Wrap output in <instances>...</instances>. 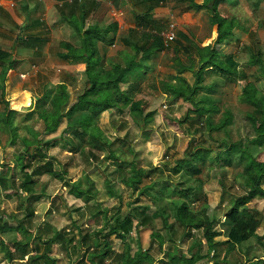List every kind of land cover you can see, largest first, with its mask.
<instances>
[{
	"label": "trees",
	"instance_id": "1",
	"mask_svg": "<svg viewBox=\"0 0 264 264\" xmlns=\"http://www.w3.org/2000/svg\"><path fill=\"white\" fill-rule=\"evenodd\" d=\"M143 1L149 3L148 10L136 13L137 17L142 20L141 25L143 28L139 30V39L143 44L130 40L128 45L132 52L121 53L122 60L106 62V56L104 52H100L98 46V41H101L106 34L98 26L86 25V13L81 12L78 21L79 26L76 27L71 23L78 41L76 44L69 42L65 44L67 50L60 57L68 58L73 63L85 64L83 89L75 100L69 104L70 93L66 82L58 81L50 86V89H48V85L44 86L42 94L35 100L33 110L36 117L43 123L41 132H35L32 136H19L17 127L12 126L10 120L16 111L9 108L5 109L4 117L7 120L5 123L12 135V144L16 142L18 137L21 142L20 147L17 148L16 160L23 175L18 188L21 193H25V200L31 199L33 201L42 197L41 194L35 192V185L41 175L48 174L54 178L64 180L66 170L61 165L59 168H55L53 163L55 157L47 156L48 146H55L58 139L46 140L42 137L46 133L54 132L63 118L67 119V125L59 140H62L61 143L64 142L63 145L69 147L70 152H82L86 149V155L93 161H97L99 157L103 158L104 156L105 159L113 160L117 167L126 170L124 173L126 176L122 178V181L127 184L135 182L138 185L143 176L149 177L148 170L143 167H136L134 162L123 158L125 153L133 154L131 144L126 142L125 138H122L121 145L113 146L112 142L106 140L104 132L98 125L100 114L109 110L112 115L124 116L128 114L139 129H149L151 126L155 112L146 109L152 92L142 83L144 75L142 62L153 53L167 49L172 42L168 46L164 45L163 38L160 35L162 27L159 26L158 21L152 19L150 12H148L163 0ZM212 9L214 10L212 22L218 24L220 34L218 43L221 44L227 35L224 26L226 18L219 15L214 7ZM110 40L112 41V39ZM193 49L196 50L195 55L199 57V60L195 62L191 58L188 65H184L178 60L174 61V69L179 75L176 77V82L168 86L172 90L168 93H172L171 95L174 98L179 97L190 105L184 119L180 120L181 122L189 120L190 122L200 123V126L206 128L210 133L226 130L228 126L233 124L232 111L224 109L221 112V117L216 120L214 116L219 111L218 106L213 104L210 98L200 99L196 95L201 90L207 91V93L215 92L219 85L222 86L228 81L239 79L244 74H241L239 63L233 53L220 52L218 46L210 49L208 46L199 47L195 45ZM193 49L186 47L187 53L192 52ZM177 51L179 50L176 49L174 52ZM138 55H141L139 61H137ZM190 57L193 56L190 55ZM249 63L258 65L264 76V51L258 49L253 52L249 58ZM137 66L140 68L138 69ZM183 71L192 73L193 81L190 82L183 74L181 75ZM74 80L75 77L73 76L72 81ZM165 84L168 85L169 83L165 82ZM241 99L253 106V110L250 114H247V118L251 121L255 135L244 141L241 138L232 140L231 137H228L229 140H220V150L217 153L216 160L220 167L233 168L237 171L235 174L245 178L248 184L246 195L251 200V196L255 194L264 197V159L259 160L258 154L255 155L257 148L264 149V100L256 95L254 88L248 83L241 88ZM190 113H193V116H190ZM23 128L27 130L26 127ZM193 132L194 128H187V133L191 137H193ZM191 141H193V138H190L189 144ZM211 145L212 143L209 147H204L199 143L192 145L189 151L190 159L182 158V160H179L182 163L177 162L173 170L180 172L181 167H184L186 169L185 174L189 177L199 175L202 165L210 153ZM193 160H197L199 164H193ZM0 167L1 192L2 189H6L10 185L14 187L15 184L12 175H10L11 167L4 165H0ZM154 168V171H156L157 168ZM85 180L89 181V178L85 176ZM154 182L157 184L159 193L157 199H154L155 208L153 210L148 211V206L136 205L124 214L117 211L111 220H106L101 230L84 234L80 232L77 240H75L74 235L69 234L70 236H68L67 233L59 230L46 236L38 233L33 237L21 222L15 227L8 225L4 219L3 210H0V233L8 225L7 227L11 230L21 229L24 237L23 239L11 238L12 249L0 238V249L4 251V257L9 262L28 257L29 262L25 264H56V259L44 249L42 250L41 245L50 246L53 243H60L70 257L77 250L80 252L83 249L90 264H105L111 252V241L109 240L111 234H114L117 238L125 239L126 235L133 229L148 225L153 226L154 221L160 218L167 239L172 245V249L165 252L166 260L162 264H194L200 259L207 258L220 244L215 240V237L220 234L217 228L219 225L224 227V231L236 243L248 241L251 236H257L255 227L260 224V219H264V213L254 211V215L258 218L253 222V218L247 217L249 213L247 208L242 210L240 208L237 212L229 213L221 222L215 216H210L207 213L205 205L198 210H194L189 206L186 199L190 197L191 192L200 188L186 185L182 181L174 182L170 177H159ZM64 183L68 186L69 193L77 198L85 201L95 198V191H92L91 182V186L86 187H79L80 183L74 184L69 180H64ZM105 184L107 193L110 196H116L109 179L105 180ZM175 185L177 189L174 191ZM168 193H175L176 198H168ZM19 205L24 206V202ZM169 206H172L174 210L173 217L168 211L167 207ZM24 210L27 212L26 216L33 213L31 205L26 206ZM97 212L99 213L100 210ZM10 215L13 216V213ZM171 217L172 220L170 221ZM134 221L136 222L133 223ZM105 229L108 230L105 231ZM194 231H199L200 237L194 234ZM151 238L158 239L160 245L163 241L162 234L154 226L152 227ZM187 238H192V246L186 252H183L178 247L177 242ZM258 238L260 239V237ZM88 242H91L92 247ZM203 243L206 244L205 252L202 251ZM70 248L72 252L69 251ZM84 254L80 255L81 259H83ZM153 260L149 248H138L133 253L130 250L121 252L119 258L113 260L110 264L153 263ZM213 263L217 264L216 261Z\"/></svg>",
	"mask_w": 264,
	"mask_h": 264
},
{
	"label": "rangeland",
	"instance_id": "2",
	"mask_svg": "<svg viewBox=\"0 0 264 264\" xmlns=\"http://www.w3.org/2000/svg\"><path fill=\"white\" fill-rule=\"evenodd\" d=\"M210 1L206 3L208 9L212 10V7L216 9L219 1L217 0L212 6L209 5ZM231 1L226 0V3ZM247 1L243 0L242 2L238 21L233 16L226 19L224 26L227 33V43L220 49L223 53H233L235 55L239 63V70L241 74H244L243 77L241 75L239 79L228 81L222 86L219 85L215 92L207 93V91L201 90L196 95L200 99L210 98L213 104L218 106L219 111L214 116L216 120L221 117V112L224 109L232 111L233 124L231 126H228L226 130L210 133L206 128L201 127L200 123L190 122L189 120L181 122L180 120L184 119L190 105L179 97L174 99V96L171 95L172 93L168 92L167 94L173 97L174 101L172 103L167 96L160 97L161 95L152 92L146 108L155 112L149 129H139L128 114L115 118L114 115H108L106 112L102 113L99 116L98 125L104 132L106 140L112 142L113 146H117L121 145V139L125 138L126 142L131 144L133 154L125 153L123 158L134 162L136 167H143L148 170L149 177L143 176L138 185L135 182L127 184L122 181V178L126 176L124 174L126 170L117 167L113 160L105 159V156L93 161L86 155V149L82 152L72 153L69 151L68 146L60 142L62 140L57 141L55 146H48L47 156L55 157L54 167L59 168L61 165L66 170L64 180H69L74 184L80 183L79 187H86L91 182L92 186H90L92 191H95V198L88 201L69 193V188L65 185L64 180L62 181L48 174L41 175L35 185L36 194H41L42 197L33 201L31 199V201L25 200V193H21L18 188L23 176L16 160L17 148L21 144L20 138L18 137L14 144H12V140L8 143L10 135L5 133L6 135L0 138L2 147L0 151L3 153V157L0 155V165L11 167L10 175H12L15 184L14 187L10 185L0 192V210H3L7 224L9 225L11 220H15L11 224L15 227L21 222L33 237L38 233L46 236L59 230L67 233L68 236L74 235L75 240H77L80 232L84 234L101 230L106 220H111L117 211L124 214L132 206L136 205L148 206V211L153 210L155 208L154 199H157L159 193L157 184L154 181L159 177H170L174 182L182 181L186 185L200 188L191 192L190 197L186 199L189 206L194 210H198L205 205L207 213L210 216H215L221 222L229 213L237 212L240 208L241 210L247 208L250 214L248 213V216L247 214L246 216L253 218V222L258 218L254 215V211L263 214L264 197L255 194L251 196L252 199L250 200L248 195H246L248 184L245 178L235 174L237 171L233 168L220 167L216 160L217 153L220 150V140H229L228 137H231L232 140L241 138L244 141L255 135L251 121L247 118V114H250L253 106L242 101V86L246 83L250 84L254 88L256 95L264 100L262 69L258 68V65L249 63V58L253 52L258 49L259 51H264V8L256 5L250 6ZM235 28L239 31L236 32ZM190 43L192 47L195 46L194 42ZM171 45L164 50L159 58L160 72L165 70V68V73L172 71L167 66L169 63L167 55L172 51L170 49ZM120 48L122 47L120 46ZM137 68L139 69L140 67L137 66ZM59 69L62 70L61 68ZM55 72L59 74V71ZM183 74L186 75L185 77L190 82L193 81L192 73L184 72ZM74 76L75 82L72 88L78 87V89H81L84 85L85 76L83 77V75L81 76L76 72ZM56 78V76L52 77V81L56 80ZM77 92L78 90L74 89L72 99L76 97ZM26 114L23 111L18 115L20 123L17 133L19 136L28 135L27 133L34 134L33 130L40 131L43 128L42 121L35 117L34 114L30 117L31 119L26 121L24 119ZM190 116H193V113H190ZM24 123L27 124L28 131L24 130ZM0 124V130L3 131L4 125L1 122ZM61 126L59 125L53 132L54 134L46 133L42 137L46 140L60 137L62 133ZM187 128H194L193 137L187 133ZM190 138H193V141L189 144ZM196 143L204 147H209L212 143L210 153L202 165L201 173L197 176L189 177L185 174L186 169L184 167H181L180 172L174 171L173 168L177 165L176 163H182L179 160H182V158L190 159L189 151L191 146ZM257 154L259 160L264 159V149L257 148L255 155ZM197 163L199 164L197 160H193V164ZM153 167H156L157 170L154 171L155 168L153 169ZM85 176L89 178V181L85 180ZM106 179H109L113 185L116 196H110L107 193L105 188ZM176 189L177 186L175 185L173 190L175 191ZM167 197L176 198V194L168 193ZM21 202H24V206L19 205ZM30 205L33 208V213L30 216H26L27 212H25L24 208ZM167 208L173 217L174 210L172 206ZM98 210H100L99 213L97 212ZM11 213H13V216L10 215ZM153 226L163 236L161 245L158 239L151 238ZM153 226L148 225L133 229L126 235L125 239L117 238L114 234H111L109 237L111 252L105 264H110L113 260L118 259L123 251L130 250L133 253L138 248H149V253L154 258L153 263L143 262L142 264H162L165 262V252L168 249H172V245L167 239V234L160 218L154 221ZM6 227L3 228L2 237H4L6 245L12 249L11 236L16 239H23L24 237L21 229L11 230L9 233L6 231L8 229ZM217 228L220 234L215 237V240L220 242V244L207 258L200 259L194 264H212L214 261L217 264H264V219H260V224L255 227L257 236H251L248 241L241 243L234 242L229 234L224 231L222 225L217 226ZM107 230L105 229V231ZM194 234L200 237L199 231H194ZM93 241L96 242L95 239ZM88 243L92 247L91 242ZM191 243L192 238H187L183 241H178L177 245L181 251L186 252L192 246ZM41 249H44L50 256L55 258L56 264H90L83 249L80 252L78 250L75 253L73 252L74 254L71 257L68 256L60 243H53L50 246L42 244ZM205 249L206 244L203 243L202 251L205 252ZM69 251L72 252L71 248ZM83 254V259H81ZM4 256V251L0 249V264H25L29 262L28 257L8 262L4 259Z\"/></svg>",
	"mask_w": 264,
	"mask_h": 264
},
{
	"label": "crops",
	"instance_id": "3",
	"mask_svg": "<svg viewBox=\"0 0 264 264\" xmlns=\"http://www.w3.org/2000/svg\"><path fill=\"white\" fill-rule=\"evenodd\" d=\"M208 1L210 0H163L148 11L152 19L160 23L161 32L171 21L176 26V37L170 48L172 51L167 55L169 59L167 66L172 71L165 73V68L160 72L159 58L164 50L153 53L142 62L144 71L142 83L151 92L161 95L160 97L170 98L171 103L174 100L171 95L167 94L172 91L168 86L174 84L179 75L174 69V61L178 60L188 65L191 58L195 62L199 60L190 42H194L199 47L208 46L210 49L218 46L220 52H222L220 49L223 45L227 43V38L223 43H218L220 36L218 24L212 22L214 10L208 9L206 5ZM216 1L213 0V3L209 5L212 6ZM218 1L215 10L219 15L226 19L233 16L236 21L240 19L238 15L243 0H232L230 3H226V0ZM247 2L250 6L256 5L264 8V0H248ZM148 5L149 3H144L143 0H0V122L4 125L3 131L0 130V138L6 135L5 133L11 135L5 123L7 121L4 117L5 109L16 111L10 120L12 126L17 127L18 130L20 112L27 113L24 116L26 121L31 119L33 114L36 117L33 112L34 103L42 94L45 85H48L50 89V86L58 81L66 82L70 93L69 104L76 98L72 99L74 89L78 90L76 96L82 91L83 87L81 89L72 88L75 82V80L72 81V77L75 72L84 77L85 64L73 63L68 58L60 57L67 50L65 44L68 42L76 44L78 41L71 23L76 27L79 26L81 12L87 14L86 25L98 26L105 32L106 35L98 41V46L100 52H104L106 62H109L122 60L121 53L123 52H132L128 45L130 40L143 44L139 39V30L143 28L142 20L137 17L136 13L147 11ZM235 29L236 32L239 31ZM187 46L193 49L192 52L187 53ZM176 49L179 51L174 52ZM140 56H137V61ZM55 71H59V74ZM184 72L189 71H183L181 75ZM55 76L56 80L52 81V77ZM165 82L169 84L166 85ZM104 112L112 115L109 110ZM24 125L23 127H26L28 131L27 124L24 123ZM59 125H62L61 131H63L67 125V119L63 118ZM41 131L33 130L34 134ZM34 134L30 133L28 136ZM59 138L56 137L58 141ZM11 140L12 135L8 143ZM1 148L0 145V150ZM0 155L3 157L1 151ZM14 221L11 220L10 225ZM6 231L11 232V229L8 228ZM3 232L2 230L0 233L1 239L4 238L2 237Z\"/></svg>",
	"mask_w": 264,
	"mask_h": 264
},
{
	"label": "built area",
	"instance_id": "4",
	"mask_svg": "<svg viewBox=\"0 0 264 264\" xmlns=\"http://www.w3.org/2000/svg\"><path fill=\"white\" fill-rule=\"evenodd\" d=\"M175 23L174 22H169L165 30H163L160 35L163 38V43L165 46H168L176 37V32H175Z\"/></svg>",
	"mask_w": 264,
	"mask_h": 264
},
{
	"label": "water",
	"instance_id": "5",
	"mask_svg": "<svg viewBox=\"0 0 264 264\" xmlns=\"http://www.w3.org/2000/svg\"><path fill=\"white\" fill-rule=\"evenodd\" d=\"M210 3H213V0H212V1H210ZM9 138L11 139V135H10V137H9ZM10 139H9V140H10Z\"/></svg>",
	"mask_w": 264,
	"mask_h": 264
}]
</instances>
